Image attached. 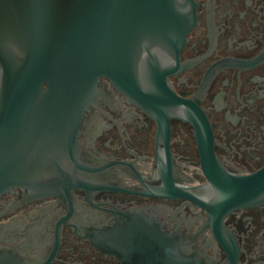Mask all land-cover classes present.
Instances as JSON below:
<instances>
[{
	"label": "flooded vegetation",
	"instance_id": "flooded-vegetation-1",
	"mask_svg": "<svg viewBox=\"0 0 264 264\" xmlns=\"http://www.w3.org/2000/svg\"><path fill=\"white\" fill-rule=\"evenodd\" d=\"M193 1L197 24L178 64L165 61L186 104L150 114L102 78L78 135L84 186L0 196V264H125L110 246L132 223L177 237V264H264V203L233 210L221 229L191 198L208 193L202 141L232 174L264 169V0Z\"/></svg>",
	"mask_w": 264,
	"mask_h": 264
},
{
	"label": "water",
	"instance_id": "water-1",
	"mask_svg": "<svg viewBox=\"0 0 264 264\" xmlns=\"http://www.w3.org/2000/svg\"><path fill=\"white\" fill-rule=\"evenodd\" d=\"M195 9L193 0H0V196L14 188L32 198L68 195L84 186L78 135L102 78L147 113L181 109L165 61L178 64ZM211 145L200 146L207 196L191 198L222 229L233 210L264 203V169L232 174ZM140 225L111 242L123 263L177 264V237Z\"/></svg>",
	"mask_w": 264,
	"mask_h": 264
}]
</instances>
